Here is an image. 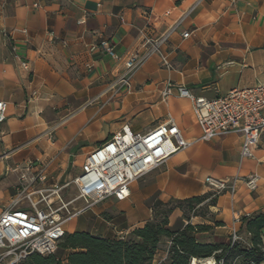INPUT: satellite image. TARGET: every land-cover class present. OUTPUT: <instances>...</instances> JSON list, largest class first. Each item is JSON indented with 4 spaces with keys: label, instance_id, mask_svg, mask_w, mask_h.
Here are the masks:
<instances>
[{
    "label": "crops",
    "instance_id": "obj_1",
    "mask_svg": "<svg viewBox=\"0 0 264 264\" xmlns=\"http://www.w3.org/2000/svg\"><path fill=\"white\" fill-rule=\"evenodd\" d=\"M196 1L0 2V100L7 103V118L0 127V213L18 184V173L8 172L9 167L47 159L52 160L51 181L71 179L80 174L88 155L124 125L144 133L171 116L193 144L134 181L129 198L107 199L102 208L114 205L120 224L113 218L107 222H113L112 228L102 230L109 237H120L142 227L156 200L212 191L205 178L213 176L241 180L233 196L220 193L210 207L222 225L209 237L208 232L198 234V239L226 242L234 227L244 232L243 223L234 222L236 213L247 216L264 210V135L253 158L240 157L239 132L199 140L201 128L191 100L177 95L164 98L162 91L171 81L196 96L213 99L233 88L263 84L264 0ZM82 17L84 24L78 23ZM172 27L166 50L173 68H163L153 55L135 73L131 89L119 93L110 89L126 72V59L140 50L144 37L159 36ZM184 32L190 36L184 38ZM103 39L110 41L120 59L101 48L92 49ZM250 174L259 176L253 191L243 182ZM191 222L212 224L202 217H192ZM186 223L180 209L170 216L173 230ZM77 226L74 222L70 232L85 231ZM169 246L170 241L163 239L155 262L167 256Z\"/></svg>",
    "mask_w": 264,
    "mask_h": 264
},
{
    "label": "built area",
    "instance_id": "obj_2",
    "mask_svg": "<svg viewBox=\"0 0 264 264\" xmlns=\"http://www.w3.org/2000/svg\"><path fill=\"white\" fill-rule=\"evenodd\" d=\"M200 1L197 0L196 4ZM190 11L183 14L179 22ZM85 22L84 17L78 20L80 24ZM173 29L174 27L159 36L144 37L140 50L126 59V72L111 84L110 89L113 88L115 93H119L122 88L131 89L135 73L153 55L159 57L163 68L172 69L173 64L166 46ZM189 36L190 32L183 33L184 38ZM95 48H101L115 59H120L106 39L92 46V49ZM171 95L191 100L201 128L199 140L211 141L239 132L243 137L240 157H254V150L261 144L264 135V83L248 88H233L223 96L208 99L196 96L185 86L167 81L162 96L167 98ZM95 101L96 98L88 104ZM6 118L7 103L0 100V127ZM1 142L0 129V144ZM192 144L193 141L183 136L170 116L165 122L144 133H135L128 124L124 125L120 132L99 144L88 155L80 174L71 179L51 181L52 160L47 159L26 160L23 165L9 167L8 172L18 173V184L10 202L0 213V264H19L34 253H55L60 240L70 231L71 221L109 198L118 201L129 198L134 181ZM240 180L239 177L205 178L212 191L229 192L232 196L236 193ZM258 180L257 174H250L243 182L253 191L258 187ZM247 216L236 213L234 222L243 223ZM243 240L240 230L234 227L230 244L241 243ZM166 255L158 262H155V256L154 264L168 260L169 248ZM200 262L201 260L194 258L191 264ZM215 264L219 263L215 261Z\"/></svg>",
    "mask_w": 264,
    "mask_h": 264
},
{
    "label": "trees",
    "instance_id": "obj_3",
    "mask_svg": "<svg viewBox=\"0 0 264 264\" xmlns=\"http://www.w3.org/2000/svg\"><path fill=\"white\" fill-rule=\"evenodd\" d=\"M219 194L213 191L183 199L171 198L166 202L156 200L152 205L151 217L142 227L133 229L126 236L109 237L88 231L68 232L60 240L55 253H34L19 264H154L163 239L170 241L169 256L166 262L160 264H191L194 258H213L219 264H262L264 210L243 220V228L249 235L248 246L199 241L198 234L213 231L222 225L214 216L199 213L203 203L206 210L210 211V207L216 205ZM176 209L182 211L187 223L182 229L173 230L169 226V219ZM192 217L209 219L212 224H193Z\"/></svg>",
    "mask_w": 264,
    "mask_h": 264
},
{
    "label": "rangeland",
    "instance_id": "obj_4",
    "mask_svg": "<svg viewBox=\"0 0 264 264\" xmlns=\"http://www.w3.org/2000/svg\"><path fill=\"white\" fill-rule=\"evenodd\" d=\"M210 193L213 191H209ZM107 200L103 201L102 203L98 204L96 207H94V211L90 210L88 212H86L85 214H83L82 216L78 217L77 221H71L70 222V228L73 227L74 222H77V229L81 230L84 229L85 231L88 232H93L94 234H96L97 232H101L102 235L104 236H108L106 231H103L102 228L105 226H109V228H112V223L111 224H107L108 221H111V219L115 218L116 220V225L120 224V212L113 206H109V207H104L102 208L103 204L107 203ZM205 203L200 205L199 208V213L201 214H206L208 216H213L212 213H210V211L206 210V205H204ZM2 202L0 203V208L2 207ZM152 215V213H151ZM114 221V222H115ZM137 228V227H136ZM132 231V230H131ZM70 232V231H69ZM75 232V231H74ZM130 232V231H129ZM128 232V233H129ZM213 231L208 232L207 237H209V234H211ZM72 233V232H70ZM128 233H122L120 234V236H126ZM242 236L244 237V240L241 242V245L243 246H248L249 245V235L245 232H241ZM117 237V236H115ZM201 242V239L199 240ZM204 242V241H202ZM212 243H217L218 241H211ZM226 243H230V239L228 241H226ZM213 259V258H211ZM214 260V259H213ZM240 260V259H239ZM208 261V259H203L201 260V262L199 264H206ZM241 261V260H240ZM238 261V262H240ZM264 264V262L262 263Z\"/></svg>",
    "mask_w": 264,
    "mask_h": 264
},
{
    "label": "bare ground",
    "instance_id": "obj_5",
    "mask_svg": "<svg viewBox=\"0 0 264 264\" xmlns=\"http://www.w3.org/2000/svg\"><path fill=\"white\" fill-rule=\"evenodd\" d=\"M197 264H199V263H197ZM206 264H215V261L213 259H208Z\"/></svg>",
    "mask_w": 264,
    "mask_h": 264
}]
</instances>
